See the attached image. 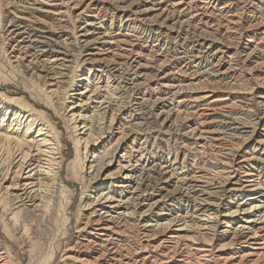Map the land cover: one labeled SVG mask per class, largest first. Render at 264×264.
Here are the masks:
<instances>
[{"label":"bare ground","instance_id":"1","mask_svg":"<svg viewBox=\"0 0 264 264\" xmlns=\"http://www.w3.org/2000/svg\"><path fill=\"white\" fill-rule=\"evenodd\" d=\"M262 5L0 0V224L28 264L74 180L61 264H264Z\"/></svg>","mask_w":264,"mask_h":264},{"label":"rangeland","instance_id":"2","mask_svg":"<svg viewBox=\"0 0 264 264\" xmlns=\"http://www.w3.org/2000/svg\"><path fill=\"white\" fill-rule=\"evenodd\" d=\"M262 1V6L264 9V0ZM66 21L63 23L65 25V28H67L70 32H73V30L75 29L76 26V22L72 19H70V17H65ZM75 19V18H74ZM74 22V23H73ZM75 26H73V24ZM79 23H77L78 26ZM121 22H117V26H120ZM71 25V26H70ZM68 26V27H67ZM73 28V29H71ZM71 29V30H70ZM72 36H74V34L72 33ZM74 38H72L69 41H72ZM72 46V45H69ZM1 57V56H0ZM1 62H2V58H0ZM8 79H10L9 81H6L8 83L4 84L3 87H9V89H13V90H19L20 92H23V85L22 83L18 82L17 80H13V77H11V75H8ZM17 81V82H16ZM0 83L3 84V82L0 79ZM20 86V87H18ZM52 115L55 118V122L58 124L59 129L62 132V137L64 139V150L65 153L67 154L68 160H73L74 156H75V148H74V144L72 142L71 139V132L69 129V123L65 122L64 119L62 118H58L57 115H55V113L52 111ZM61 119V120H60ZM74 180V179H73ZM75 182H73V184L71 185L73 189H76V193H75V197H74V202H73V207H72V211L74 212L71 215V224L68 226L69 229V234H68V238H64L63 237V233L65 232L62 228V226H64V222H62L61 220L58 221L57 225L55 221H48V220H44L43 222L39 223V221H37V227L35 228V233L33 235H31V237H37L39 238L38 240L40 241V247L37 249V254L34 256V258H32V264H61L60 262V257L62 254V246H59V241L65 242L66 239H71V237L75 234V225H76V212H77V208L80 202V196L82 194V183L74 180ZM72 182V181H71ZM62 219V218H61ZM62 222V223H60ZM54 223V224H53ZM59 224V225H58ZM61 224V225H60ZM2 225L0 224V245L6 247H11V254L14 260V264H28L30 257H29V253L26 250L27 248L25 247V242H26V238H19V239H11L10 241L5 237V235L2 233ZM60 227V228H59ZM65 228V226H64ZM60 232L59 236H60L56 241H54L55 236L57 235V232ZM4 235V236H3ZM8 240V241H7ZM51 240H53L51 242ZM5 244V245H4ZM7 244V245H6ZM43 247V248H42ZM42 251V252H41ZM25 252V253H24ZM41 254V255H40ZM19 259V260H18ZM22 261V262H21Z\"/></svg>","mask_w":264,"mask_h":264}]
</instances>
